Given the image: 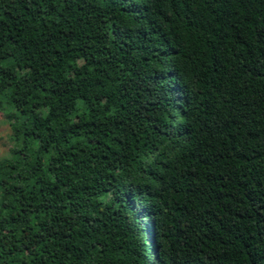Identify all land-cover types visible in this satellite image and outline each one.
Here are the masks:
<instances>
[{"label":"trees","instance_id":"1","mask_svg":"<svg viewBox=\"0 0 264 264\" xmlns=\"http://www.w3.org/2000/svg\"><path fill=\"white\" fill-rule=\"evenodd\" d=\"M0 264H264V0H0Z\"/></svg>","mask_w":264,"mask_h":264},{"label":"rangeland","instance_id":"2","mask_svg":"<svg viewBox=\"0 0 264 264\" xmlns=\"http://www.w3.org/2000/svg\"><path fill=\"white\" fill-rule=\"evenodd\" d=\"M10 131V124L4 116V113L0 110V157H3L8 153L11 145L9 140Z\"/></svg>","mask_w":264,"mask_h":264}]
</instances>
